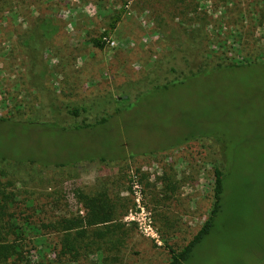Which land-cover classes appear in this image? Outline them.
Listing matches in <instances>:
<instances>
[{"label":"rangeland","instance_id":"rangeland-1","mask_svg":"<svg viewBox=\"0 0 264 264\" xmlns=\"http://www.w3.org/2000/svg\"><path fill=\"white\" fill-rule=\"evenodd\" d=\"M0 118V244L18 245L0 264H166L207 218L215 166L233 206L185 264L264 252V0H11ZM189 125L225 145L180 144Z\"/></svg>","mask_w":264,"mask_h":264},{"label":"trees","instance_id":"trees-1","mask_svg":"<svg viewBox=\"0 0 264 264\" xmlns=\"http://www.w3.org/2000/svg\"><path fill=\"white\" fill-rule=\"evenodd\" d=\"M11 0H0V11L5 10L8 7V4H10ZM113 27V24L111 25V28ZM93 44L101 48L102 44L99 42V40H94ZM247 65V64H245ZM222 66H218L216 68H220ZM226 67H238L237 65H227ZM214 68V69H216ZM199 72H191L188 75L185 76H175L173 77L172 80H167L161 85H153L152 89L153 90H167L170 86H175L183 83V79L186 77H192ZM136 98L133 100L135 101ZM127 100H124L123 102H126ZM132 101V102H134ZM131 102V103H132ZM79 111H85V108H73L71 110V114L74 116H77L79 114ZM122 110L119 111V114ZM9 119L6 118H0V123H4L8 121ZM105 122L104 118H101L97 123H103ZM92 126V124H87L85 127ZM190 128L188 130H184L181 128L175 129L176 136L180 137V144L189 141L192 138H196V135L204 136L206 139L210 138L213 139L215 138L214 133H208L200 131L197 133L198 126L196 125H189ZM188 126V127H189ZM217 138V137H216ZM218 139V138H217ZM215 139L218 143L224 144L221 142L219 139ZM215 141V142H216ZM177 145V144H176ZM225 145V144H224ZM173 147V146H172ZM228 147L222 146V153L226 154V150ZM223 154V155H224ZM0 160H9L8 158H0ZM33 164V163H31ZM66 164H55L54 166H63ZM253 164L246 165L245 164V190H247L248 193L252 192L255 179L257 176V173L253 170L250 169V166ZM247 167V168H246ZM249 167V168H248ZM229 177L227 176V173L224 168H221L219 166H215L213 169V180H212V190H211V207L208 213L207 218L205 221L202 223V225L199 227L197 232L193 235V237L180 249L178 250H172L171 251V256L170 260L166 264H185L188 262V260L191 258L193 251L195 248L214 230L217 219L220 215H222L225 210L231 209L230 207L233 206V196L234 193H231V197L226 198V192H227V187L229 186L228 184ZM232 191V190H231ZM233 195V196H232ZM83 199V195L78 194ZM86 199V197H85ZM228 199V200H227ZM245 200V210L249 211L251 208L249 207L248 202ZM88 207H89V199H88ZM250 208V209H249ZM264 210V207L262 211ZM18 245L15 244H0V259H6L7 257H10L14 252L17 251ZM264 263V252L261 254L259 257V260L257 264H263Z\"/></svg>","mask_w":264,"mask_h":264}]
</instances>
